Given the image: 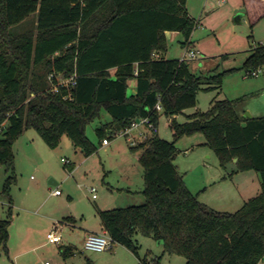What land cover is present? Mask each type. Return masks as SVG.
<instances>
[{
  "label": "trees",
  "instance_id": "obj_1",
  "mask_svg": "<svg viewBox=\"0 0 264 264\" xmlns=\"http://www.w3.org/2000/svg\"><path fill=\"white\" fill-rule=\"evenodd\" d=\"M186 3L0 0V166L14 169L13 145L28 127L36 128L52 147L67 133L89 155L98 146L86 124L103 109L111 118L96 127L102 139L145 116L158 125L163 112L172 117L176 138L203 131L222 165L237 157V170H257L262 189L234 211L215 208L185 182L174 162L176 139L156 132L131 145L144 166L145 202L99 209L105 229L135 253L141 245L136 235L143 232L161 240L165 252L185 255V264H256L264 260V114L243 115L236 99L216 97L208 109L190 113L182 122L177 119L198 103L201 88L220 87L225 73L197 74L186 59L164 55L168 30L181 31L184 45L191 41L197 20ZM33 12L38 14L35 26L12 29ZM245 64L251 70L264 64L263 43L253 48ZM51 71L77 73L72 96H65L67 85L44 83ZM132 77L137 79L135 94L128 93ZM14 180L11 173L5 192ZM10 222L0 218V253L8 252ZM60 250L67 257L75 248L61 244ZM143 262L146 257L137 264ZM82 264L95 263L86 257Z\"/></svg>",
  "mask_w": 264,
  "mask_h": 264
},
{
  "label": "rangeland",
  "instance_id": "obj_2",
  "mask_svg": "<svg viewBox=\"0 0 264 264\" xmlns=\"http://www.w3.org/2000/svg\"><path fill=\"white\" fill-rule=\"evenodd\" d=\"M186 6L197 20L191 41L184 45L183 33L169 30L168 50L164 55L182 58L190 48L199 49L196 57L186 59L192 71L204 75L225 73L220 87L201 88L198 103L177 114V119L182 122L187 120L188 114L208 109L216 97L236 99V107L241 114H264V64L256 75L250 74L252 66L245 64L253 48L264 44V0H187ZM239 13L241 16L237 20ZM37 15V12H33L29 18L14 24L12 29L21 31L35 26ZM45 77L44 83L51 84V80ZM110 118L109 112L103 109L100 116L86 124L87 134L98 147L101 140L96 127ZM171 119L162 112L157 133L168 140L176 139L178 152L174 162L190 189L200 199L209 200L221 210L234 211L241 207L244 201L237 197L238 192H247L245 182L253 183L252 178L245 180L240 174L223 182L221 176L232 171L235 164L232 161L226 166L221 164L217 151L205 143L203 131L184 133L176 138ZM139 128L145 129L148 136L156 133L148 125L142 124L132 128L127 135L109 137L112 148L109 151L98 149L94 158L79 166L76 172L72 168L81 164V151H76L67 133L63 134L58 146L52 147L36 128L25 129L13 145L14 169L7 171L4 165L0 166V217L12 218L8 241L10 248L20 246L27 227L34 233L35 243L42 244L31 250L23 263L16 261L14 253L8 255L2 250L0 264H44L45 259H50L53 264H65L66 261L80 264L85 254L96 258L100 256L103 264H137L144 257L148 261L155 259L156 264H185V255L165 252L161 241L143 232L136 235L141 244L138 253L119 242L102 251L85 247L82 226L87 224L93 229H100L98 205L119 207L146 200L143 192L144 166L139 160L138 151L131 149L133 144L130 137L138 134ZM66 159L71 162H66ZM11 173L16 175V180L11 182L7 193L4 185ZM250 173L256 172L251 170ZM51 178H55L59 185L50 183ZM92 185L97 186V198L90 191ZM55 187H59L63 193L54 194ZM107 191L111 194L105 195ZM250 192V197L258 194L254 190ZM104 197L107 203L102 201ZM11 198L12 211L9 206ZM42 201L45 204L40 207ZM68 217H72V220ZM53 222L62 240L47 243V229L50 225L54 228ZM60 244H73L76 254L64 258L59 250ZM25 246H30V243ZM260 262L264 264L263 259Z\"/></svg>",
  "mask_w": 264,
  "mask_h": 264
},
{
  "label": "crops",
  "instance_id": "obj_3",
  "mask_svg": "<svg viewBox=\"0 0 264 264\" xmlns=\"http://www.w3.org/2000/svg\"><path fill=\"white\" fill-rule=\"evenodd\" d=\"M30 17V16H29ZM28 17V18H29ZM169 31V30H168ZM167 31V32H168ZM171 31H174V30H171ZM199 50V49H198ZM159 55H160V52H157ZM112 71L114 72L115 71V68H112ZM128 93L129 94H135V93H137V79H136V77H132V78H130L129 79V86H128ZM241 113V112H240ZM249 112H247V113H242L243 115H246V114H248ZM261 115H263V114H261ZM248 116V115H247ZM103 122H101V123H99L97 126H99V125H101ZM142 124H144L143 122H139L138 124H136L135 126H133L132 128L134 129L135 127H140ZM148 136V134L146 133V131H145V129H140L139 128V132H138V134H133V138L137 141V142H139V141H141V140H143L145 137H147ZM100 140H101V144H100V146L97 148V150L98 149H100V150H102V151H104V150H107V151H109L112 147H111V139L109 138V142L108 143H104L103 142V139L102 138H100ZM76 148V151L78 152V150L79 151H81V157H80V159H79V162L81 163L80 165L78 164L77 165V167H75V168H72V170L74 171V172H76V171H78L79 170V166H81L83 163H86V162H88L91 158H94V156H95V154H96V152L94 151L93 153H91V154H89V155H87V154H85L84 153V151L82 150V149H80V148H78V147H75ZM96 150V151H97ZM236 161H237V157H234V159L232 160V162L235 164V167H233L232 168V171H230V172H228L227 174H225V175H222L221 176V180L224 182V181H226V180H230V179H233L236 175H240L242 178H244L245 180H247V179H249V178H252V180H253V183H250V182H245V186H246V191L247 192H245V191H243V192H238V198H241V200L242 201H244L245 202V200H247L249 197H250V194L249 193H251L250 191L252 190H254V191H256V193H259L260 191H261V189H262V183H261V179H260V175H259V173H258V171L257 170H255V169H247V170H237V163H236ZM71 162V161H70ZM251 170H255V172L256 173H250L251 172ZM72 171V172H73ZM98 171H100V169L98 170ZM73 172V173H74ZM244 174V175H243ZM246 176H248L247 178H246ZM102 180L103 181H105V178L103 177L102 178ZM249 181V180H248ZM50 183H52V184H54V185H59V182L55 179V178H51V180H50ZM54 193V192H53ZM63 192H61V193H54V194H57V195H61ZM110 192H106L105 193V195L106 194H109ZM111 194V193H110ZM254 196V195H253ZM94 197V196H93ZM98 197V194L94 197V198H97ZM105 198V197H104ZM103 198V202H105V203H107L106 202V198L104 199ZM203 201H205V202H207L208 204H210V205H214V204H212L209 200H207V199H202ZM44 204H45V202H41L40 203V207H42V206H44ZM105 206H100V205H98L97 206V212H98V214H99V218H100V229H93L92 227H89V226H87V224L86 225H83L82 226V229L84 230V232H83V237H84V242H85V238H86V236H87V234L89 233V232H91V231H101V230H103V229H105V227H104V225H103V222H102V219H101V216H100V213H99V209H106V208H113V207H109V206H107V204H104ZM9 206H10V211H12V209H13V199L11 198L10 200H9ZM115 207H117V206H115ZM215 207V206H214ZM216 208V207H215ZM219 209V208H218ZM0 218H6V217H0ZM9 218L11 219V222H10V224H9V238H10V225L12 224V218L9 216ZM70 220H72V217H68ZM54 224H53V226H54V228L52 227V225H50V226H48V229H47V233H46V237H47V243H49V242H51V243H53L52 241H50L49 240V238H48V232L49 231H51V230H55L56 229V224H55V222H53ZM9 238H8V241H9ZM22 240H21V244H20V246L19 245H17V246H15V247H12V248H10L9 247V243H8V252H6L8 255L10 254V253H14V256H15V258H16V261L18 262V263H23V261H25L26 260V258H27V254H29V252H31V250H35L37 247H39L42 243H35V235H34V233H31V231H30V229H28V227L26 228V232H25V234L24 235H22ZM62 240V239H61ZM30 243V246H25V247H23V245H26V244H29ZM32 243V244H31ZM61 245V244H60ZM60 245H59V250H60ZM70 245H72L74 248H75V246L73 245V244H70ZM76 250V249H75ZM74 250V253H72L71 254V256H73V255H75L76 254V251ZM60 252H61V250H60ZM61 254H62V252H61ZM64 256V255H63ZM93 256L94 255H89V254H85V257L83 258V260L81 261V262H79L80 264H82L84 261H85V259H86V257H90V258H92V260L94 261V263L95 264H103V259H101L100 258V256H98V258H96V256H94L95 257V260H94V258H93ZM64 258H65V256H64ZM18 259L19 260H21V262H19L18 261ZM66 261V260H65ZM53 264V263H52ZM65 264H69L68 263V261H66L65 262Z\"/></svg>",
  "mask_w": 264,
  "mask_h": 264
},
{
  "label": "built area",
  "instance_id": "obj_4",
  "mask_svg": "<svg viewBox=\"0 0 264 264\" xmlns=\"http://www.w3.org/2000/svg\"><path fill=\"white\" fill-rule=\"evenodd\" d=\"M199 50L190 48L187 53L182 57L184 59H187L188 57L194 58L198 55ZM155 56H159L157 52L154 54ZM261 71V68L254 69L250 72V74L256 75ZM135 74H138V69L135 70ZM49 78L51 80V85L54 88H57L58 85H67L68 86V93L65 95L66 97L72 96V89L77 83V73L74 72L70 76H64L61 71H51L49 73ZM156 107L158 109L162 108V105L160 102H157ZM139 122H143L144 124L148 125L151 127L155 132L158 131V125L151 120L149 116L142 117L138 121H135L132 126H128L125 128H122L116 132L117 134H124L127 135L130 133L131 129L133 126L138 124ZM132 139L131 143L136 144V140L130 137ZM104 143L109 142V138L105 137L103 138ZM66 162H70L69 159H66ZM90 191L93 193V196L95 197L97 195V186L92 185L90 187ZM54 193H61V189L59 187H55L53 190ZM48 238L52 242H59L62 239V236L60 233L56 232L55 230H51L48 232ZM116 242L115 238L108 232L107 229H103L101 231H91L87 234L85 238V247L88 249H93V250H107L113 246V243ZM44 264H52L50 259H45ZM142 264H156V260L152 259L149 260L148 262H143ZM256 264H261L260 260Z\"/></svg>",
  "mask_w": 264,
  "mask_h": 264
},
{
  "label": "water",
  "instance_id": "obj_5",
  "mask_svg": "<svg viewBox=\"0 0 264 264\" xmlns=\"http://www.w3.org/2000/svg\"><path fill=\"white\" fill-rule=\"evenodd\" d=\"M240 16H241V14H240V13H239V14L236 16L237 20H239V19H240ZM246 115H248V116H251V114H250V113H248V114H246ZM159 241H161V240H159Z\"/></svg>",
  "mask_w": 264,
  "mask_h": 264
}]
</instances>
